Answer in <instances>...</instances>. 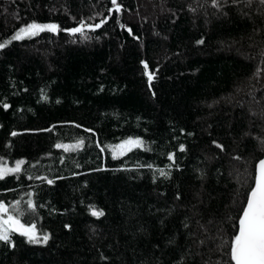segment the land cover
I'll return each mask as SVG.
<instances>
[{"label":"trees","instance_id":"16d2710c","mask_svg":"<svg viewBox=\"0 0 264 264\" xmlns=\"http://www.w3.org/2000/svg\"><path fill=\"white\" fill-rule=\"evenodd\" d=\"M117 4L0 0V162L24 161L0 202L48 237L10 233L0 264H230L264 158V3ZM31 23L58 30L12 39Z\"/></svg>","mask_w":264,"mask_h":264},{"label":"snow or ice","instance_id":"6c2138e0","mask_svg":"<svg viewBox=\"0 0 264 264\" xmlns=\"http://www.w3.org/2000/svg\"><path fill=\"white\" fill-rule=\"evenodd\" d=\"M112 4L116 6V10L119 11V5L117 0H111ZM264 3V0H261ZM85 25L81 24L78 28L70 29L73 34L82 32ZM99 27V25H97ZM58 25L56 24H37L31 23L26 27H22L12 37L13 40L24 39L26 36H36L40 32L50 31L56 32ZM0 43V49L4 48L7 43ZM199 43H202L200 41ZM144 63L146 74L148 75L149 83L153 79V73H148V65ZM7 107V105H5ZM12 135H16L15 132ZM83 141H78L76 145H60L57 147H63L65 151L80 147ZM142 141L139 139H128L119 145L112 146L113 157L115 158L117 150L123 155L126 151H131L132 147H140ZM217 147H222L217 145ZM104 149L102 148L101 151ZM183 150V146H181ZM169 160L173 157L170 155ZM238 159V158H237ZM24 161H17L14 168L7 167L5 163L0 162V179H4L6 175L11 173H17L20 171L21 165ZM161 175H166L163 169H160ZM254 185L249 189L246 202L241 209V214L236 218L237 226L234 234L231 236L230 241H226L229 247L230 264H264V159H261L256 166L255 175L253 176ZM48 183H52L51 180ZM19 201H17V205ZM16 209V206H13ZM28 208L35 211V206L31 200L28 201ZM17 215L10 214L8 207L4 203L0 202V241H9L10 233H19L25 236L30 243L47 242L48 237L45 235L42 238L37 235L35 230V224L28 221H23L18 218ZM94 216H102L103 212L92 211Z\"/></svg>","mask_w":264,"mask_h":264},{"label":"water","instance_id":"95a60500","mask_svg":"<svg viewBox=\"0 0 264 264\" xmlns=\"http://www.w3.org/2000/svg\"><path fill=\"white\" fill-rule=\"evenodd\" d=\"M94 27L98 29V28H100V25H99V27H97V26H94ZM262 159H264V158H262ZM258 163H259V162H258ZM22 222H23V221H22Z\"/></svg>","mask_w":264,"mask_h":264},{"label":"rangeland","instance_id":"374dc122","mask_svg":"<svg viewBox=\"0 0 264 264\" xmlns=\"http://www.w3.org/2000/svg\"><path fill=\"white\" fill-rule=\"evenodd\" d=\"M27 37V36H26ZM10 214H13L11 211H9Z\"/></svg>","mask_w":264,"mask_h":264}]
</instances>
